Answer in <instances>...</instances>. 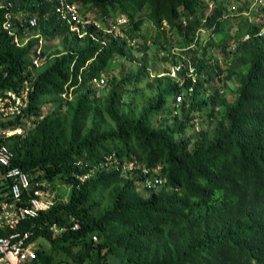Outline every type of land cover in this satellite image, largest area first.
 <instances>
[{
  "label": "trees",
  "instance_id": "obj_1",
  "mask_svg": "<svg viewBox=\"0 0 264 264\" xmlns=\"http://www.w3.org/2000/svg\"><path fill=\"white\" fill-rule=\"evenodd\" d=\"M0 1L12 4L0 7V94L28 85L26 106L0 117V129L23 128L32 117L31 128L0 136V144L12 150V165L32 183L58 177L70 187L67 201L53 202L20 226L31 230L28 241L49 244L23 264H264V20L256 19L264 0H72L103 29L121 30V37L106 34L105 42L94 26L87 27L94 38L70 32L55 0ZM6 15L15 34L2 28ZM29 17L35 26H28ZM145 18L160 33L176 35L178 56L168 37L160 45L165 60L191 61L183 60L176 77L168 69L156 77L150 83L156 92L137 110H123L121 94L147 76L145 64L113 82L94 106V80H104L115 56H126ZM31 28L65 43V50L52 53L43 42L39 68L31 65L39 39L14 42ZM157 41L155 35L151 43ZM211 48L232 55L225 70L236 80L231 103L212 87ZM43 104L56 109L42 115ZM207 107L211 135L195 131V112ZM88 115L93 121L86 127ZM96 119L111 125L100 129ZM189 128L198 138L192 149ZM129 163L132 169H123ZM156 168L165 182L144 186L148 196L140 195L137 185L147 176L142 170L149 175ZM100 198L105 204L93 212ZM70 217L79 223L75 230ZM52 224L68 228L54 235Z\"/></svg>",
  "mask_w": 264,
  "mask_h": 264
},
{
  "label": "rangeland",
  "instance_id": "obj_2",
  "mask_svg": "<svg viewBox=\"0 0 264 264\" xmlns=\"http://www.w3.org/2000/svg\"><path fill=\"white\" fill-rule=\"evenodd\" d=\"M87 14H89L87 12ZM15 16H18V13L15 14ZM258 18V19H257ZM257 21L264 20V13L261 16H256ZM98 24H100V21L96 20ZM118 23H122V20H119ZM233 28V27H231ZM102 34H104V40L106 41L107 36L106 34L112 33L114 36H120L122 35L121 30L117 27L113 29L111 32L110 30H105L102 27L98 25V28ZM99 33V31H98ZM203 34V32H201ZM136 38L130 41L129 49L126 54V56H115L114 59L109 63L107 66L105 76H104V82L101 84H96L94 82V90L92 91V99L94 106H98L100 102L98 101L99 98H103L111 88L113 82H119L121 78L125 76V74L131 70H136L139 65L145 64L146 70H147V76L144 77V79L141 82H131L128 85L124 86L122 89L121 99L122 104L121 107L123 110L128 111L130 108L132 109H139L145 102L148 100V98L153 95L156 92V87L154 84L152 86L150 83H154V79L156 77H159L160 75L167 74V69L170 71L168 75L171 77H176L177 70L175 67H180L183 64V60L186 59V56H179V60L177 62H174L172 60H165L164 56H161V44H165L163 41L168 37L170 43L168 47H170V52H174L178 56V46L176 43V35L175 33L168 32L164 35V33H160L156 30L152 22L145 18L144 23L141 26V30L139 31V34L135 33ZM155 35H158V41L156 44H152L151 40L154 38ZM68 36H71L68 34ZM29 37L38 38L43 37L44 42L46 43V46L49 48V51L56 52V51H63L65 50V43L62 39V36L55 37L51 40H47L45 36L42 35V32L39 28H31L28 29L27 32L22 33V35L19 37L21 42H25ZM98 36H96L97 38ZM145 38V39H144ZM145 40V41H144ZM148 41V43L146 42ZM164 51V50H163ZM209 55H212L213 62L216 64L214 65V70L216 72V75L214 76V79L212 80V87L215 89L223 90V93L225 97L227 98L228 102L231 103L234 99L233 97V89L235 87L236 80L234 78H226L225 76V70L226 67L231 60L232 55L230 52L223 51L219 48H211L209 50ZM171 55V53H170ZM171 57V56H170ZM191 61L190 58H187ZM216 59V61H214ZM39 68V67H38ZM192 69L189 70L191 72ZM207 87V84H206ZM209 88V87H208ZM202 95L200 94V97ZM56 109V106L53 104H43L40 106V112L42 115H46L48 113H51ZM64 109V107L62 108ZM166 109L171 110V104H166ZM209 107L202 108L199 111L195 112V119H197L199 130H204L209 132V135L212 133L213 128V121L209 120L208 116ZM5 119V118H4ZM31 118H28L23 125V129H29L32 127ZM93 121V118L91 115H88L85 121V126L88 127L90 123ZM97 122L100 129H102L105 124L111 125V123L107 119L102 120H95ZM195 129V131L197 130ZM191 128L186 130L185 136L191 135ZM194 131V130H193ZM198 141V138L194 135H191V139L188 145L189 149H192L194 144ZM93 172V170L91 171ZM128 176L135 177V173L130 172L127 174ZM84 176L81 177L83 179ZM44 187H46V193L47 197L52 201H67L68 195L70 192V187L68 184L64 183L61 178H56L53 183H46L43 181ZM137 192L147 197L148 196V189H146L141 184L137 185ZM101 204L96 206L93 209V212L100 211L101 207L105 204V201L100 198ZM49 248V244L43 240L42 238H38L33 242V249L36 251L37 249H47ZM115 260L109 259L108 263L112 264L115 263Z\"/></svg>",
  "mask_w": 264,
  "mask_h": 264
},
{
  "label": "built area",
  "instance_id": "obj_3",
  "mask_svg": "<svg viewBox=\"0 0 264 264\" xmlns=\"http://www.w3.org/2000/svg\"><path fill=\"white\" fill-rule=\"evenodd\" d=\"M58 3L57 11L61 19L65 20L69 26L70 32L82 38L86 34L95 37L87 31L88 26L98 28V22L92 18L81 15L78 5L72 0H55ZM11 7L10 1L6 4L0 1V7ZM6 19L2 22V28L8 30L9 34H15L11 28V15H6ZM122 20V19H120ZM28 26H35L36 19L29 17ZM123 22V20H122ZM264 29L259 34H263ZM247 35L245 36V38ZM16 45L24 42L20 41L16 34L14 38ZM44 40L40 37L38 45L32 53L31 65L35 68L40 67L44 63L46 55L42 52ZM176 70L179 67H175ZM96 84L104 82L103 79L94 80ZM28 85L25 82L24 88L19 92L5 91L0 94V117L9 118L21 113L22 108L26 106ZM181 100V95L176 97V102ZM198 124L196 122L195 128ZM22 128L0 129V136H8L13 133H22ZM12 150L4 144H0V229L4 231L0 235V264H23L26 260L35 258L36 251L33 249V242L28 241L31 230L22 231L20 226L28 219H33L39 215L41 211L50 208L53 202L47 197L46 190L43 188V181L32 183L28 173L20 167L12 165ZM123 169H132L129 163ZM146 176L143 186L147 188L157 187L165 182V179L157 175V168L153 174H147L148 170L143 169ZM86 175H84V178ZM83 178V179H84ZM81 179V177H80ZM82 179V180H83ZM70 229L75 230L79 227V223L70 217ZM68 226H57L52 224L50 229L54 235L60 234L67 230ZM95 240L96 237L94 236Z\"/></svg>",
  "mask_w": 264,
  "mask_h": 264
},
{
  "label": "clouds",
  "instance_id": "obj_4",
  "mask_svg": "<svg viewBox=\"0 0 264 264\" xmlns=\"http://www.w3.org/2000/svg\"><path fill=\"white\" fill-rule=\"evenodd\" d=\"M262 29H264V27H263ZM262 29H261V30H262ZM259 35H261V34H259Z\"/></svg>",
  "mask_w": 264,
  "mask_h": 264
}]
</instances>
